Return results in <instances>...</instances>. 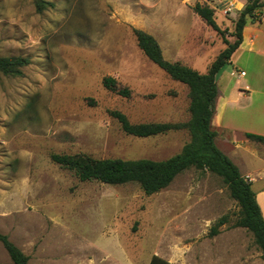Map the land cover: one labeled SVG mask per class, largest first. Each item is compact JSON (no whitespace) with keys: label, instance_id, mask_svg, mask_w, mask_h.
<instances>
[{"label":"rangeland","instance_id":"obj_1","mask_svg":"<svg viewBox=\"0 0 264 264\" xmlns=\"http://www.w3.org/2000/svg\"><path fill=\"white\" fill-rule=\"evenodd\" d=\"M45 1L53 6L39 13L33 0H0V56L30 60L21 76L0 72V234L28 264H149L154 255L172 264H264L253 234L235 227L240 208L223 178L209 170H185L147 195L137 183L81 181L51 158L162 161L181 153L191 140L186 128L136 137L109 114L133 124L191 117L188 86L144 54L133 29L152 35L166 60L206 74L227 45L193 7L213 8L232 43L248 0ZM106 77L132 96L106 89ZM261 149L264 161V142ZM260 206L264 215V192ZM0 264H14L1 243Z\"/></svg>","mask_w":264,"mask_h":264},{"label":"trees","instance_id":"obj_2","mask_svg":"<svg viewBox=\"0 0 264 264\" xmlns=\"http://www.w3.org/2000/svg\"><path fill=\"white\" fill-rule=\"evenodd\" d=\"M37 12H42L53 4L45 0H33ZM264 7V0H248L235 22L234 42L225 38V31L220 29L214 17L215 11L208 5L197 3L193 11L199 15L213 30L222 35L226 48L219 53L206 74L183 65L180 62H170L163 56L158 41L141 29H133L138 46L144 54L172 79L186 84L190 96V120L184 124L141 123L133 124L120 111H110L109 114L118 121L121 129L128 135L147 138L165 134L174 129L186 128L191 136L190 142L184 146L181 153L166 160L151 159L124 160L120 158L96 159L89 155H52L56 164L74 170L81 181L97 180L108 185H124L137 183L147 195H152L167 188L173 180L185 170L196 168L209 170L223 178L231 197L240 208V217L235 227L245 228L254 236L255 243L262 252L264 261V216L259 206L252 184L240 172L238 166L224 154L216 144L217 133L213 129L218 87L216 75L230 61L233 53L243 40V30L248 22L260 21L256 11ZM26 57L0 56V72L21 76L22 68L29 65ZM104 87L125 98L132 96L128 87L121 86L114 77L104 79ZM248 139L264 142V136L246 133ZM224 224L221 219L217 225ZM213 227L211 235L217 234ZM0 243L6 249L14 264H28L27 256L10 239L0 234ZM149 264H172L170 261L152 256Z\"/></svg>","mask_w":264,"mask_h":264},{"label":"crops","instance_id":"obj_3","mask_svg":"<svg viewBox=\"0 0 264 264\" xmlns=\"http://www.w3.org/2000/svg\"><path fill=\"white\" fill-rule=\"evenodd\" d=\"M262 15L260 21L248 22L242 43L216 75L218 97L212 123L218 148L251 182L259 206L260 192H264L260 185L264 181L263 143L248 139L246 133L264 136V7ZM237 74L240 79H235ZM244 101L253 107L247 108L250 104Z\"/></svg>","mask_w":264,"mask_h":264},{"label":"built area","instance_id":"obj_4","mask_svg":"<svg viewBox=\"0 0 264 264\" xmlns=\"http://www.w3.org/2000/svg\"><path fill=\"white\" fill-rule=\"evenodd\" d=\"M240 75H241V76H244V75H245V72H240Z\"/></svg>","mask_w":264,"mask_h":264}]
</instances>
